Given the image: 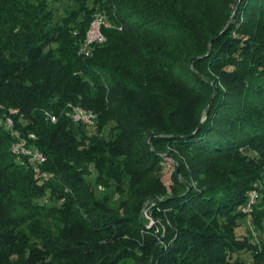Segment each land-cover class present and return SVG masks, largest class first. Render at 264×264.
I'll list each match as a JSON object with an SVG mask.
<instances>
[{"label":"trees","instance_id":"1","mask_svg":"<svg viewBox=\"0 0 264 264\" xmlns=\"http://www.w3.org/2000/svg\"><path fill=\"white\" fill-rule=\"evenodd\" d=\"M104 1L115 28H104L105 41L84 56L78 48L91 18L56 23L46 0H0V117L17 111L15 126L34 134L46 155L42 168L51 173L45 181L35 179L27 162L11 153V137L0 126V264L25 263L20 256L26 248L38 256L35 264H264V236L252 243L235 234L236 222L246 217L238 211L246 192L261 179L256 163L248 160L244 171L215 191L182 195L185 190L163 202L154 187L140 189L139 172L130 168L158 155L148 136L154 144L213 155L254 143L264 148V49L247 48L244 39L235 57L216 50L206 56L201 43L186 51L197 65L209 56L225 60L218 81L232 82L218 88L202 113L210 87L195 81L197 96L190 95L180 58L166 53L168 40L183 45L189 38L182 19L163 9L154 17L130 5L120 10L118 0ZM245 1L264 9V0ZM69 103L96 113L95 127L67 116ZM99 185L104 192L96 191ZM258 188L250 220L263 233V183ZM115 194L118 208H111ZM146 198L168 207L158 215L187 226H165L158 243V224L146 229L140 217ZM179 201L185 208L178 209Z\"/></svg>","mask_w":264,"mask_h":264},{"label":"rangeland","instance_id":"2","mask_svg":"<svg viewBox=\"0 0 264 264\" xmlns=\"http://www.w3.org/2000/svg\"><path fill=\"white\" fill-rule=\"evenodd\" d=\"M46 3L48 4V8L54 11L56 15V23H64L66 20L71 19L74 22L79 20L80 22L81 20L82 22H87L90 18L92 20L97 14H102L105 17L106 22L109 23L107 28H115V25L109 21V18L105 14L103 5L105 4L104 0H46ZM129 5L145 11V15L147 12L154 17H160L163 15L162 11L164 10L167 15L173 14L180 20L182 19V22L185 25V28L183 27V29L188 31L189 38L183 40V45L180 44V40L178 39L172 41L168 40L166 53L172 56L176 54V56L173 57L180 58L178 68L183 75H185L184 78L189 86L190 95L194 97L197 96L196 91L192 89L195 81L208 84L210 87L211 93L208 97V101L205 102V104H202L200 108V112L202 113L204 112V109L208 107L209 102L216 94L218 88L231 87L232 82L224 83L218 81V77L224 67L223 63L226 62L225 60H222L221 58L215 61L209 56L208 60L197 65L193 62V58L186 54V51H191L197 43H201L202 47H204L203 52L206 56L210 55L211 51L216 50L217 54L224 56L233 55L235 57L237 55L236 49L241 48L240 41L244 39L245 41H243V43L245 47L252 48L257 45L264 49V9L257 8V5H247L245 0L117 1V6L120 10H124L122 7H127ZM82 7H86V9L82 10ZM82 15H84V19L81 18ZM164 18L168 20L171 19V17L166 18V16ZM135 20L140 23L146 22V19H132L131 21ZM118 28L120 29V27ZM228 32L230 33L228 34ZM222 35L224 36L221 37ZM220 37L221 39L219 41L211 43L213 40ZM180 48H183L184 52L180 53L176 51ZM193 72H197L199 75H196ZM149 88L154 92L158 89V84L153 83L149 85ZM147 140L151 150L156 151L158 155L149 158L148 160H143L139 164L130 165V168L139 172L135 175L139 179L138 184L143 192L146 190L144 185L154 187L159 191L161 195V197L158 196L159 201L163 202L165 199H168V197H177L179 192L185 190V192H182V195L192 190L202 191L205 188H210L215 191L226 181L230 182L237 171H244L246 165H249L247 163L248 160H251L252 163H256L257 171L260 174L261 179L253 182V187L246 192V200L249 191L255 189L258 192V187H261L262 183L264 185V155L259 159V152L264 151L262 144L254 143L245 149L213 155L210 153L196 152L191 149H182L168 143L158 142L154 144L151 139ZM89 168L92 174L91 177H95V170L93 167ZM177 168L178 172L176 174ZM141 172H146V177H150L151 180L145 181V176H141ZM236 178L239 177L236 176ZM125 186L127 187V185ZM96 191L104 192L105 188L103 185H99L97 186ZM95 194L98 195V193ZM117 200L118 195H113L112 201L109 202L111 208H118ZM159 204L152 202L150 198H146L140 214L146 229H151L158 224V230L162 232L158 243L163 240L165 226H171L173 228L187 226L184 223L170 222L168 218H164L162 214L166 213L168 207L160 206ZM244 204L238 209L241 213H243L242 207ZM166 205L169 206L170 204ZM177 205H181L178 209L185 208L180 201ZM255 205L253 206V209ZM157 212H161L162 214L158 215ZM251 213L249 215L243 213L246 216L245 219H239L236 222L235 234L240 237H250L251 242L254 243L257 241L256 237L264 236V232L261 233L252 226L250 220ZM48 223L50 227L54 229L55 222L48 221ZM235 248H238V246L233 249ZM37 249H41L39 244H37ZM41 251L44 252L43 255L46 253L45 249H41ZM20 257L25 261L23 264H28L30 261L35 264V259L38 256H35L34 253H31L29 249L26 248ZM249 257L248 253L244 254L246 260H249ZM16 258L17 257L13 256L12 259ZM48 261L49 258L45 259V263H48ZM149 263H151V261H149ZM115 264H121V262Z\"/></svg>","mask_w":264,"mask_h":264},{"label":"built area","instance_id":"3","mask_svg":"<svg viewBox=\"0 0 264 264\" xmlns=\"http://www.w3.org/2000/svg\"><path fill=\"white\" fill-rule=\"evenodd\" d=\"M109 23L106 22L102 14H97L89 23L85 33V38L81 42L78 53L84 56L90 55L93 47L105 41L103 29L108 27ZM67 116L74 122L81 123L88 128H94L97 122L96 113L92 110L83 108L80 105L68 104ZM16 110L12 109L9 115L0 117V126L9 133L11 137L10 151L14 154L17 160L24 159L29 168L32 170L33 176L37 180H47L51 173L44 170L42 166L46 162V155L35 145V136L32 133L23 134L14 123L13 114ZM46 118L50 122H55L54 115L46 113ZM259 194L255 189L247 193V200L242 207V212L249 215L253 206L258 200Z\"/></svg>","mask_w":264,"mask_h":264},{"label":"water","instance_id":"4","mask_svg":"<svg viewBox=\"0 0 264 264\" xmlns=\"http://www.w3.org/2000/svg\"><path fill=\"white\" fill-rule=\"evenodd\" d=\"M149 137H150V136H148L147 139H149ZM177 172H178V168L176 169V174H177ZM149 264H150V263H149Z\"/></svg>","mask_w":264,"mask_h":264}]
</instances>
